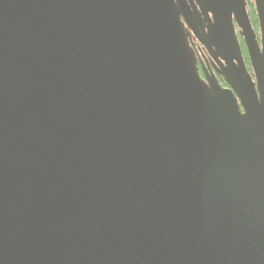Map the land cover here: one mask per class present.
Returning a JSON list of instances; mask_svg holds the SVG:
<instances>
[{"label":"water","instance_id":"95a60500","mask_svg":"<svg viewBox=\"0 0 264 264\" xmlns=\"http://www.w3.org/2000/svg\"><path fill=\"white\" fill-rule=\"evenodd\" d=\"M256 5L222 95L182 0H0V264H264Z\"/></svg>","mask_w":264,"mask_h":264},{"label":"flooded vegetation","instance_id":"af4514ba","mask_svg":"<svg viewBox=\"0 0 264 264\" xmlns=\"http://www.w3.org/2000/svg\"><path fill=\"white\" fill-rule=\"evenodd\" d=\"M216 1L220 0H182L184 9L180 7V19L189 33L190 46L197 58L200 76L206 81L217 85L221 94L225 95L231 90L227 81V74L231 73L232 68L229 62L231 58L228 42L225 38L227 36L222 28L223 22L219 18V15H221L219 12L220 7L217 6ZM244 1L252 27L257 35V39L261 42L259 11L256 0ZM224 7L227 8L226 6ZM187 18L191 21L193 28L187 23ZM232 21L245 68L257 87L254 69L242 34V26L234 13H232ZM231 62L238 65V62L234 58H232ZM235 95L239 110L244 111L237 94Z\"/></svg>","mask_w":264,"mask_h":264}]
</instances>
